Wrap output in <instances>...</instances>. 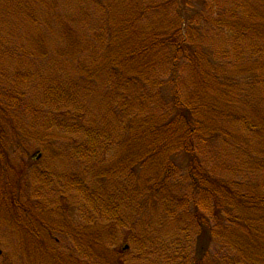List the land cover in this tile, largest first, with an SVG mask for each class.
<instances>
[{
    "label": "rangeland",
    "instance_id": "obj_1",
    "mask_svg": "<svg viewBox=\"0 0 264 264\" xmlns=\"http://www.w3.org/2000/svg\"><path fill=\"white\" fill-rule=\"evenodd\" d=\"M16 1L0 0V37L12 43L0 47V264H195V257L205 258L191 246L195 225L185 204L198 194L186 168L174 163L181 159L179 152L151 143L155 150L135 158L137 167L128 160L124 139L130 115L113 75L116 71L122 78L126 70L106 64L111 44L105 40L112 29L94 0ZM108 1L122 13L128 2ZM198 1L197 12L185 13L184 33L194 34L198 45L213 53L205 66L216 67L223 83L239 74L240 84L228 90L222 84L215 99L222 111L232 107L250 119L264 117V77L250 85V73L244 71L254 63L247 54L250 46L263 40L255 31L237 34V26L230 31L218 24L264 23L251 13L264 12V0ZM145 21L160 32L175 24L174 2L148 10ZM239 49L243 55L236 53ZM171 51L163 43L156 56ZM165 69L160 65L157 73L167 79ZM196 74L193 65H182L183 94L195 88ZM169 101L147 97L159 124L165 118L159 109ZM219 123L247 144L250 157L218 139L213 147L200 148L199 161L216 178L253 186L262 198L264 134ZM162 179L168 182L157 184ZM220 232L226 241L236 239L233 227L225 225ZM253 240L256 264H264V228ZM222 243L217 239L211 248L210 264H227L238 249L219 254Z\"/></svg>",
    "mask_w": 264,
    "mask_h": 264
},
{
    "label": "trees",
    "instance_id": "obj_2",
    "mask_svg": "<svg viewBox=\"0 0 264 264\" xmlns=\"http://www.w3.org/2000/svg\"><path fill=\"white\" fill-rule=\"evenodd\" d=\"M23 1L18 0L16 3L20 5ZM171 1L176 6L177 22L175 24L172 22L160 32L161 29L156 25H147L150 20L145 21L146 23L143 22L148 10L167 5V3L171 4ZM94 2L103 14L105 24L108 23L112 29L107 33L109 42L105 40V43L111 44L110 59L106 64H110V69L114 71L121 70L118 68L119 66L126 70V73L123 71L122 78L116 71H113V75L118 86V97L122 96L130 115L129 121H127L131 123L127 130V138L124 139L128 144L126 150L128 160L132 162L135 158H143V153L147 154L152 149L151 143L158 144L155 147H160L161 150L172 148L173 151L179 152L178 155L181 156V159L184 158L183 162L178 158L180 160L174 163H179L180 167L186 168L187 181L192 187V192L195 191L198 194V197H193L191 193V197L185 204L188 208L185 210L187 211L186 215L195 225L190 234V239H195L191 246L194 251L200 250L205 257L202 260L195 257V264L211 263V259L208 258L217 239L223 242L220 244L219 254L225 251L226 254L233 253L232 248L235 250L238 247L233 256L227 258L230 261L227 264H256L253 238L260 229L264 228V196L257 197L253 186L246 188L237 184V181L231 184L229 181L216 178L205 169L206 163H201L199 159L200 151H203L200 148H208V145L213 147L217 144L218 139L222 142L224 140L227 146H232L235 150L250 157L251 151L247 144L235 139L232 132L219 121L231 122L237 127L252 131V133L264 134V117L259 116L257 120L250 119L240 115L232 107L222 111L215 99L222 84L223 87L227 86L226 90L229 87L233 89L240 84L238 82L239 74L229 79L226 78L227 82L223 83L216 67L205 66L211 64L213 53L205 47L199 46L194 34L184 33L183 25L186 21L185 16H187L185 13L197 12L199 6L202 7V2L198 0H160V3L151 1V3L145 4L142 0H128L123 13L115 9L113 3L108 0H94ZM254 11L258 14L252 11L253 17L264 19V12ZM192 23L190 19L187 20L189 26ZM218 24L225 26L230 31L231 28L235 30L234 26H237V34L239 32L247 34L253 31L259 34L263 43L258 42L250 46L247 54L254 63L251 62L252 65H248L244 71L250 73V85L262 80L264 75L260 71H264V23L254 24V22L246 21ZM197 30L198 28L196 33ZM3 36L6 37V35ZM163 43L170 44L172 51L168 55L162 54L158 59L156 55ZM11 44L0 37V47H10ZM37 45L39 48L41 47L40 43ZM42 47H44V42H42ZM236 53L243 55V50L239 49ZM257 62H262V64L259 66L256 64ZM184 63L193 65L197 74L193 75L191 82L195 88L183 94L179 88L181 76L179 74ZM163 64L166 65L165 70L169 73L167 79H164L161 73H157V67ZM171 84L174 87H170L172 90L167 91L168 95L165 96V89ZM157 96H160V100L170 99L159 109L164 112L163 117H165L160 124L155 121V115L151 110L152 115L149 112L151 107L147 103V97L156 98ZM244 98L250 97L244 95ZM134 111L147 114L144 117L134 116L132 113ZM150 126L152 127L150 128ZM139 143L144 145L137 146ZM201 144L203 145L199 147ZM153 150L155 149L151 151ZM132 164L137 167L138 162L133 161ZM167 174L170 175L169 172ZM167 182L168 180L162 179L157 184L161 185ZM147 186H149L148 181L145 182L144 187ZM153 190L152 187L148 188L149 193ZM133 192L136 196V190ZM225 225L233 227V231H235L236 239L227 237L228 241L232 240L229 244L220 232V228ZM237 227L240 229L236 230ZM96 232L99 233L100 230ZM230 250L231 252H229ZM100 256L104 255L101 253Z\"/></svg>",
    "mask_w": 264,
    "mask_h": 264
},
{
    "label": "water",
    "instance_id": "obj_3",
    "mask_svg": "<svg viewBox=\"0 0 264 264\" xmlns=\"http://www.w3.org/2000/svg\"><path fill=\"white\" fill-rule=\"evenodd\" d=\"M128 248V245H125L122 247L123 250H126Z\"/></svg>",
    "mask_w": 264,
    "mask_h": 264
}]
</instances>
